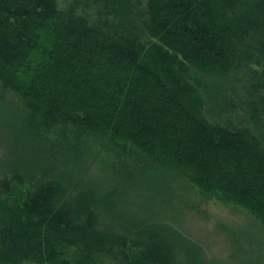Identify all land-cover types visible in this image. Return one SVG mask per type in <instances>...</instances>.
I'll return each instance as SVG.
<instances>
[{
	"label": "trees",
	"instance_id": "1",
	"mask_svg": "<svg viewBox=\"0 0 264 264\" xmlns=\"http://www.w3.org/2000/svg\"><path fill=\"white\" fill-rule=\"evenodd\" d=\"M0 113L27 154L0 160V264H207L140 215L133 177L172 171L264 223V0H0ZM88 138L118 164L104 189L80 180ZM119 195L134 220H112Z\"/></svg>",
	"mask_w": 264,
	"mask_h": 264
},
{
	"label": "rangeland",
	"instance_id": "2",
	"mask_svg": "<svg viewBox=\"0 0 264 264\" xmlns=\"http://www.w3.org/2000/svg\"><path fill=\"white\" fill-rule=\"evenodd\" d=\"M64 1L59 0L60 3ZM14 112L18 113V110H13ZM12 122L7 118V115L0 113V160L7 162H14L22 155H27L26 153L22 154L12 140L4 139L3 134L15 128ZM62 132L69 135L71 131L57 128L53 131L55 135L52 137H60ZM5 141H9V145L7 143L5 145ZM88 141L83 148L86 155L96 153L97 155L92 160L93 162L88 161L91 165L88 176L81 177L80 180L83 178L82 183L86 184L91 180L94 183L93 187L96 186L99 190L101 186L104 189L109 186L107 181L113 182V177L112 170L105 172L107 166L102 162L110 163L116 168L118 164L106 149H101L98 143L94 144L96 143L95 139L88 138ZM10 150L12 151L10 152ZM137 160L136 154H134V158L130 159L129 163H135V166L139 165ZM41 162L42 165L46 164L45 160H41ZM51 167L54 169H52L53 174H56L57 178L62 177V180L67 184L71 183L75 177L71 179V175L63 172V169H59L55 165H51ZM167 176V179H162L150 173L142 174L139 178L133 177L139 190L145 188L146 203L150 206L153 205L152 207L155 209L154 213L148 215H145L144 211L140 212L141 216L149 217L152 222L163 221L177 230L187 241L199 249L201 258L207 264H264V223L253 212L236 202L222 200V195L218 196L219 198L205 196L187 178L172 171H168ZM131 200L130 196L125 195H119L113 199L111 204L113 209L110 211L112 220L116 216L136 218V213L139 210L136 206L134 207L132 204L134 201ZM119 221L118 223H120ZM123 225L127 226V223ZM170 238L171 242L176 241L175 237ZM178 251L179 256L184 257L183 251ZM184 251H186L185 247Z\"/></svg>",
	"mask_w": 264,
	"mask_h": 264
}]
</instances>
